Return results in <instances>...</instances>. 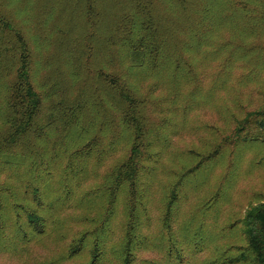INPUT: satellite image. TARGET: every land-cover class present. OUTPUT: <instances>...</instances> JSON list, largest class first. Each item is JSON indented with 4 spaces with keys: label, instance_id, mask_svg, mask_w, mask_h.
<instances>
[{
    "label": "trees",
    "instance_id": "16d2710c",
    "mask_svg": "<svg viewBox=\"0 0 264 264\" xmlns=\"http://www.w3.org/2000/svg\"><path fill=\"white\" fill-rule=\"evenodd\" d=\"M57 1L43 6H63ZM63 8L81 22L68 32L60 28L59 50L43 57V47L0 1V252L14 249L7 241L10 224L14 239L30 243L64 223L60 211L74 207L79 224L93 225L69 241L67 258L89 254L75 264H196L193 256L225 232L244 242L202 264H264V193L222 233H212L203 219L235 184L233 161L191 221L174 228L186 187L206 181L196 172L212 168L224 144L264 143V105L235 117L212 152L189 151L201 159L170 189L155 236L146 229L153 182L145 178L156 173L177 131L154 97L161 83L200 92L204 60L216 67L210 97L234 78L247 82L264 74V0H65ZM124 149L125 157L80 193L97 167ZM19 182L26 183L23 194ZM121 213L123 234L115 241ZM151 248L165 249L166 258L141 254Z\"/></svg>",
    "mask_w": 264,
    "mask_h": 264
},
{
    "label": "rangeland",
    "instance_id": "374dc122",
    "mask_svg": "<svg viewBox=\"0 0 264 264\" xmlns=\"http://www.w3.org/2000/svg\"><path fill=\"white\" fill-rule=\"evenodd\" d=\"M0 1L17 17L27 30V33L35 37L38 42L37 46L43 47L41 51L43 57L45 55L50 56L53 52L59 50V45L56 42L60 40L61 31L65 30L68 32L67 30H69L71 23L76 27V23L80 24L79 22H81L79 19H77V22L76 19L73 21L71 15L63 8L65 0L57 1H62L63 6L54 4L50 9H45L43 6L45 0ZM60 28L61 31H59ZM202 65H204V70L207 73L212 74H207L205 71L202 81L203 89L200 92L192 95L188 87L185 86L176 92V90L173 91L169 81H166L158 86L159 88L154 96L156 101H160L163 107L168 108L165 116L172 120L177 131L170 133L169 140L171 144L165 150L156 173H152L150 177L145 176L148 183L153 182L149 203L153 219L148 228H146L147 232L153 236L161 228V219L166 210L170 189L178 180L179 175L194 167L200 161L201 156L210 153V151L212 152L217 147L222 138L237 123L235 117L238 120L242 119L246 115V110L258 109V106L261 108L264 105V74L255 76V79L253 78V80H248L247 82H239L237 78H234L227 88L224 87V90L217 92V97L216 91L214 92V97H210L208 89L216 67L213 66L214 62L207 60H204ZM240 72L238 71L237 73L239 74ZM149 80L148 82L154 81L153 79ZM188 104L193 107L186 112V107H191L187 106ZM232 114H235V116ZM98 128V125H94L90 130L91 133L98 132ZM101 131L105 132V136H109V128H102ZM191 149L195 152H200L201 156L190 153ZM221 151L220 160L218 162L215 161L213 165L211 164L212 168L204 172L202 169L196 172L199 179H206V181L196 187L193 185L186 187V191L179 202L178 216L174 223L176 231L189 223L192 214L198 210L200 204L216 191L231 161L236 165L234 168L237 170V180L229 188L227 199L222 201L217 208L210 210L203 218L212 233H222V229L224 228L225 231L230 222L242 218L247 209L251 205L256 204L259 200L258 198L264 193V143L253 142L240 147H236L233 144H224ZM125 155L126 149L118 151L112 156L109 155L104 164L97 167L96 174L92 173L91 177L83 183L80 193L99 183L103 175L120 159L124 158ZM89 168L93 170V160H90ZM5 173H10V171ZM25 176L26 174L23 179H27V176ZM19 184L20 193L23 194L26 183L19 182ZM79 213L80 211L74 207L60 211L59 217L64 220V223L54 225L53 228L55 229L51 227L50 232L46 236L30 243H23L19 241V238L14 239L12 234L14 226L10 224L7 229V241L14 249L0 252V264H41L51 260H54L51 264H75L88 259V253L82 257L67 258V247L72 241L73 233L78 231V229L84 230L93 226L91 224H79L80 222L77 220ZM203 219L200 217L201 221ZM122 220L123 216L121 213L113 237L115 241L123 234L122 226L120 225ZM221 227L223 228L221 229ZM192 229L195 228L192 227ZM237 234L236 232L221 234L218 239L215 238L203 251L193 256L194 262L202 264L204 261L218 256L231 244L243 243L244 240L241 239L243 237L240 236L238 239ZM141 254L144 257L166 258L165 249L162 250L160 248L147 249ZM108 264H120V262L113 259Z\"/></svg>",
    "mask_w": 264,
    "mask_h": 264
}]
</instances>
